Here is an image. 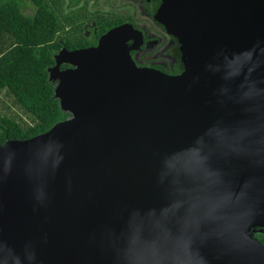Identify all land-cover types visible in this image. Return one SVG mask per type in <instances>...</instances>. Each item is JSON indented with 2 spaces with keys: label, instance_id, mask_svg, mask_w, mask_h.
I'll list each match as a JSON object with an SVG mask.
<instances>
[{
  "label": "water",
  "instance_id": "1",
  "mask_svg": "<svg viewBox=\"0 0 264 264\" xmlns=\"http://www.w3.org/2000/svg\"><path fill=\"white\" fill-rule=\"evenodd\" d=\"M161 2L181 74L130 24L54 56L70 116L0 145V264H264V0Z\"/></svg>",
  "mask_w": 264,
  "mask_h": 264
},
{
  "label": "trees",
  "instance_id": "2",
  "mask_svg": "<svg viewBox=\"0 0 264 264\" xmlns=\"http://www.w3.org/2000/svg\"><path fill=\"white\" fill-rule=\"evenodd\" d=\"M30 1L36 7L32 16L24 13L17 0H0V94L12 99L20 111L14 118L0 112V145L46 133L70 116L54 97L55 85L49 81L48 69L63 46L75 49L89 45L85 40L58 39L64 30L56 10L62 6L60 1L55 5L51 0ZM66 22L80 31L86 21L68 17ZM116 24L98 22L97 37Z\"/></svg>",
  "mask_w": 264,
  "mask_h": 264
},
{
  "label": "flooded vegetation",
  "instance_id": "3",
  "mask_svg": "<svg viewBox=\"0 0 264 264\" xmlns=\"http://www.w3.org/2000/svg\"><path fill=\"white\" fill-rule=\"evenodd\" d=\"M132 1L133 3L138 4L141 7H139V10L142 12L138 11L137 13L139 14H137L134 10L127 17H100L99 21H93L91 18H89L84 23L83 29L80 31H76V34H73L69 38H73L74 40H85L86 43L89 44L85 48L94 47L98 44L100 37L105 34L104 33L103 35L97 37L98 22L110 21L112 23H117L111 29L123 24H130L137 31H139L143 37L141 44L137 47H135L134 40L129 41L130 47L132 48V58L134 59L138 67L155 69L168 75L181 74L184 71L181 46L178 40L168 34L165 27L155 20V15L162 3L161 0ZM78 3H76L75 5H71V8L69 9L80 11L84 7V5H80ZM64 47L65 46H63L62 48ZM75 49H80V47H76ZM155 50H159V56H154ZM58 52H56V54ZM156 58H159V61H157ZM67 68L68 66H62V69ZM260 230L261 229H258V232L254 233V237L260 242L264 243V232L261 233L259 232Z\"/></svg>",
  "mask_w": 264,
  "mask_h": 264
},
{
  "label": "rangeland",
  "instance_id": "4",
  "mask_svg": "<svg viewBox=\"0 0 264 264\" xmlns=\"http://www.w3.org/2000/svg\"><path fill=\"white\" fill-rule=\"evenodd\" d=\"M23 7V11L26 15L32 16L35 13L36 7L30 0H17ZM52 4L54 2L60 1L61 8L56 7L61 23L64 25V30H62L58 39L71 37L76 34L74 25L66 22V18L70 17L72 19L79 20L80 22H85L87 19L91 18L93 21L100 20V17H127L132 11H140L141 8L138 4L133 3L132 0H51ZM80 2V3H78ZM76 3L84 5L80 10H72L71 5ZM140 7V8H139ZM61 10V11H60ZM62 12V13H61ZM142 12V11H140ZM139 14V13H137ZM78 16V17H77ZM75 17V18H74ZM92 21V22H93ZM90 27V26H89ZM83 34V33H81ZM158 49V48H157ZM159 50H155L154 56H159ZM159 61V58H156ZM0 112L4 116L10 118L17 117L20 113L19 109L13 105L12 99L5 97L0 94Z\"/></svg>",
  "mask_w": 264,
  "mask_h": 264
}]
</instances>
